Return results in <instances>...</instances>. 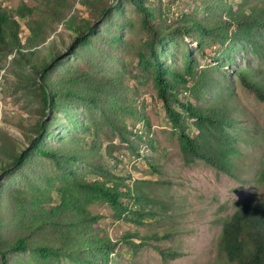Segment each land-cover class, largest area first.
<instances>
[{"label": "rangeland", "instance_id": "1", "mask_svg": "<svg viewBox=\"0 0 264 264\" xmlns=\"http://www.w3.org/2000/svg\"><path fill=\"white\" fill-rule=\"evenodd\" d=\"M94 1L100 6L93 7V0H0V7L10 10L21 24L19 35L26 46L33 32L27 24L29 20L15 10L19 6L32 10L30 19L34 20V27L48 36L36 47L43 49L40 59L48 56L54 42L52 51H67L65 47L74 40L68 25L70 19L99 24L95 44L65 55L63 66L52 75L54 79L82 76L80 85L93 84V105L76 101L70 103L66 112H56L51 134L45 137L44 144L70 147L71 141H64L63 137L80 135L82 141L97 146L101 157L86 158L94 162L93 166L87 165L85 158L80 159L75 166L78 175L86 174L87 179L105 182L110 187L123 182L121 190L129 185L139 189L143 196L135 191L140 199L132 193L121 199L122 206H115L100 193L79 187L52 159L37 155L21 173H0L1 183L20 188L23 196L43 201L47 208L59 206L65 197L87 214L98 215L92 224L93 231L113 243L108 252H103L101 264H220L219 219L231 214L240 201L254 193L250 175L264 153V101L241 84L236 72L242 67L264 69V54L241 43L231 46L230 40L218 36L203 37L199 32L172 34L158 47L168 69L185 72L187 64L193 66V77L187 74L189 81L180 90L182 98L200 106L224 105L241 117L236 120L245 127L242 133L246 138L238 143L243 151L253 152L254 156L252 163L246 157L238 159L241 171L237 177L201 159L187 164L179 131L158 96L153 68L146 60L152 33L142 23V12L131 0H125L122 11L113 20L118 21L116 25L99 23L96 19L101 4L114 0ZM241 1L148 0L147 5L156 15L152 25L163 33L186 22L213 26L226 20L231 8L239 11ZM29 50L24 48L25 52ZM15 56V51L0 52V135L11 133L24 147L30 141L24 139L23 131L35 136L27 128L42 116V98L38 90H31L35 87L32 82L17 79L12 64ZM200 75L204 84L195 86ZM47 119L48 116L43 118ZM187 127L191 135L198 134L189 119ZM97 164L103 168H96ZM5 220L7 224L8 215ZM1 231L6 241L18 234L14 226L5 225ZM163 250H176L178 254L167 259ZM9 262L38 264L31 251L14 253ZM55 264L86 263L63 256Z\"/></svg>", "mask_w": 264, "mask_h": 264}, {"label": "trees", "instance_id": "2", "mask_svg": "<svg viewBox=\"0 0 264 264\" xmlns=\"http://www.w3.org/2000/svg\"><path fill=\"white\" fill-rule=\"evenodd\" d=\"M123 1L125 0L101 4L96 20L100 21L99 23L116 25L118 21L113 20L115 15H119L122 11ZM96 2L93 0V7L100 6ZM130 2L142 12V23L152 33V38L147 42L146 60L153 68L158 96L173 126L179 131L183 159L187 164L201 159L237 177L241 171L238 167L239 158L246 157L248 163L254 162L253 152L243 151L238 143L246 138L242 133L245 127L239 125L236 120H241V117L234 115L232 110L224 105L200 106L190 99L182 98L180 90L185 88L189 81L186 75L193 77V66L191 63L187 64L185 72L168 69L160 58L158 47L164 45L172 34L191 35L199 32L203 37L218 36L220 39L230 40L231 46L241 43L251 46L257 52L261 50L264 54L262 49L264 48V0H242L239 11L231 8L227 19L213 26L200 22H186L163 33H158L157 27L151 23L156 15L147 5L148 0ZM15 11L22 18L29 20L27 24L33 34L28 38L27 46L23 44L19 35L21 24L10 10L0 7V52L3 54L16 52L12 60L17 71L16 77L20 82H32L35 87L31 90L39 91L42 98V108L39 113L42 116L27 128L34 132L35 136L23 131L24 139L29 138L30 141L24 147H20V142L13 137V134L6 132L0 135V173L9 175L21 173L31 164L35 155L46 157L52 159L56 167L74 179L82 189L89 193H100L115 206H122L121 199L131 196L139 189L127 185V189L121 190L123 182L114 183L110 187L105 182L87 179L86 174L76 173L75 166L80 163V159L85 158L84 162L93 166L94 162H88L86 158L90 156V160L92 158L97 160L101 157L95 144H87L77 134L63 137L64 141H71L73 145L70 147L67 145L53 147L44 144L45 137L51 134L50 127L55 122L53 120L56 118V112L60 110L66 112L70 103L76 101L92 102L93 105L95 93L93 84L80 85L82 76L54 79L52 75L63 66L65 55L69 56L79 48L95 44V40L99 37L97 30L99 24L88 20L76 22L74 18L70 19L68 25L69 30L74 33V40L67 46L68 48L64 46L67 51L64 53L52 51L54 42L49 46L51 50L48 56L40 59L39 52L43 49L36 47L44 43L48 36L39 27H34V20L30 19L31 9L19 6ZM28 47L29 52H25L24 48ZM236 75L242 85L264 101V69L242 67L237 70ZM201 78L200 75L198 77L200 81H196L195 86L197 84L203 86L204 81L201 82ZM46 116L48 119L45 121L43 118ZM188 119L199 131L196 136L188 131ZM244 124V126L248 125ZM249 140L250 143L253 142ZM84 143L87 144L85 148ZM95 166L102 167L99 164ZM250 179L254 193L240 201L231 214L219 219L222 225L217 244L220 264H264V153L259 159L257 168L251 173ZM139 193L142 194L141 192L137 194ZM137 194L134 193L133 197L140 199L141 196ZM122 209L127 210V207ZM6 215L10 219L7 224ZM98 217L95 214H87L78 205L67 201L65 197L59 206L47 208L43 201L27 198L23 196L20 188L5 186L0 180V264H12L9 260L14 253L27 251L35 255L38 264H55L63 256L73 257L86 264H101V259H104L103 252H108V248L113 243L100 232L93 231L92 224L98 220ZM5 225L17 228L18 234L13 240L6 241L2 238L1 230ZM162 254L168 259L178 253L176 250H163ZM105 257H108V253H105Z\"/></svg>", "mask_w": 264, "mask_h": 264}]
</instances>
